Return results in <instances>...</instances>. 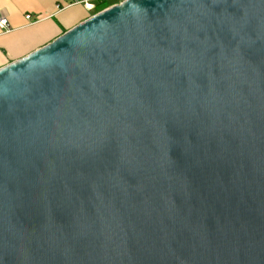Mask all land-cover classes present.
Segmentation results:
<instances>
[{
	"label": "water",
	"instance_id": "obj_1",
	"mask_svg": "<svg viewBox=\"0 0 264 264\" xmlns=\"http://www.w3.org/2000/svg\"><path fill=\"white\" fill-rule=\"evenodd\" d=\"M0 264H264V0H122L1 66Z\"/></svg>",
	"mask_w": 264,
	"mask_h": 264
},
{
	"label": "crops",
	"instance_id": "obj_2",
	"mask_svg": "<svg viewBox=\"0 0 264 264\" xmlns=\"http://www.w3.org/2000/svg\"><path fill=\"white\" fill-rule=\"evenodd\" d=\"M122 0H0V18L10 30L0 32V67L21 58L96 13ZM102 8V9H104ZM30 14L32 23L25 19Z\"/></svg>",
	"mask_w": 264,
	"mask_h": 264
},
{
	"label": "built area",
	"instance_id": "obj_3",
	"mask_svg": "<svg viewBox=\"0 0 264 264\" xmlns=\"http://www.w3.org/2000/svg\"><path fill=\"white\" fill-rule=\"evenodd\" d=\"M89 0H83V2L87 5V2ZM25 19L28 20L30 23H32V17L30 14L25 15ZM10 30L9 22L6 17H1L0 18V32H8Z\"/></svg>",
	"mask_w": 264,
	"mask_h": 264
},
{
	"label": "trees",
	"instance_id": "obj_4",
	"mask_svg": "<svg viewBox=\"0 0 264 264\" xmlns=\"http://www.w3.org/2000/svg\"><path fill=\"white\" fill-rule=\"evenodd\" d=\"M104 7H105V6H104L103 4H99V5L96 7V9H97L96 12L102 10V8H104Z\"/></svg>",
	"mask_w": 264,
	"mask_h": 264
}]
</instances>
